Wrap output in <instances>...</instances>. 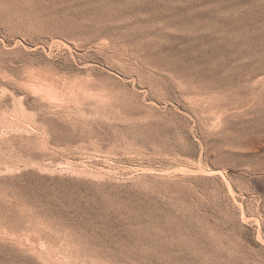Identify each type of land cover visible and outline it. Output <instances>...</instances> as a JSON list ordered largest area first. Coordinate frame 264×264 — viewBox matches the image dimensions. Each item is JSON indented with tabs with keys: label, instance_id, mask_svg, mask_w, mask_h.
<instances>
[{
	"label": "rangeland",
	"instance_id": "rangeland-1",
	"mask_svg": "<svg viewBox=\"0 0 264 264\" xmlns=\"http://www.w3.org/2000/svg\"><path fill=\"white\" fill-rule=\"evenodd\" d=\"M0 264H264V0H0Z\"/></svg>",
	"mask_w": 264,
	"mask_h": 264
}]
</instances>
